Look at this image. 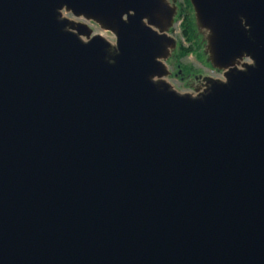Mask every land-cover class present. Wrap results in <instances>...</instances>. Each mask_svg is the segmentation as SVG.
Masks as SVG:
<instances>
[{
    "label": "water",
    "instance_id": "water-1",
    "mask_svg": "<svg viewBox=\"0 0 264 264\" xmlns=\"http://www.w3.org/2000/svg\"><path fill=\"white\" fill-rule=\"evenodd\" d=\"M175 2L0 0V264H264V0H189L195 94Z\"/></svg>",
    "mask_w": 264,
    "mask_h": 264
},
{
    "label": "rangeland",
    "instance_id": "rangeland-1",
    "mask_svg": "<svg viewBox=\"0 0 264 264\" xmlns=\"http://www.w3.org/2000/svg\"><path fill=\"white\" fill-rule=\"evenodd\" d=\"M177 15L174 20V25L170 29L169 34L178 42V46L172 52L171 57L166 61V65L170 71L167 81L171 86L180 93L195 94L194 87H192L193 78L196 77H212L215 79H222V72L213 69L208 62V56L205 53V41L204 36L198 31L194 13L192 7L186 5V0H176ZM190 3V2H189ZM178 13H180L178 17ZM182 15L192 22L195 31L192 32L190 41H188L184 28L182 27ZM85 22L83 20H79ZM89 27L94 30V33H98L110 42H114V37L111 33L105 32L99 29L93 23H87ZM191 49V52L185 56H181L180 53L183 49ZM190 76V77H189ZM184 78L181 80V78ZM189 77V79H188Z\"/></svg>",
    "mask_w": 264,
    "mask_h": 264
},
{
    "label": "trees",
    "instance_id": "trees-1",
    "mask_svg": "<svg viewBox=\"0 0 264 264\" xmlns=\"http://www.w3.org/2000/svg\"><path fill=\"white\" fill-rule=\"evenodd\" d=\"M186 5L190 8V3L189 0H186ZM180 13H178V17L181 15H179ZM182 17L184 18L182 20V27L184 28V33H186L187 39L188 41H190L191 36H192V32L195 31L194 26L192 24V22H190L185 15ZM191 52V49L187 48V49H183V51H181L180 55L181 56H185L186 54L188 55Z\"/></svg>",
    "mask_w": 264,
    "mask_h": 264
},
{
    "label": "flooded vegetation",
    "instance_id": "flooded-vegetation-1",
    "mask_svg": "<svg viewBox=\"0 0 264 264\" xmlns=\"http://www.w3.org/2000/svg\"><path fill=\"white\" fill-rule=\"evenodd\" d=\"M190 77V76H189ZM189 77H188V79H189ZM184 78L182 77L181 78V80H183ZM193 82H192V87H194V91L196 90V89H200L201 87H202V79H201V77L199 76V77H194L193 78Z\"/></svg>",
    "mask_w": 264,
    "mask_h": 264
},
{
    "label": "built area",
    "instance_id": "built-area-1",
    "mask_svg": "<svg viewBox=\"0 0 264 264\" xmlns=\"http://www.w3.org/2000/svg\"><path fill=\"white\" fill-rule=\"evenodd\" d=\"M222 77H223V75H222Z\"/></svg>",
    "mask_w": 264,
    "mask_h": 264
}]
</instances>
